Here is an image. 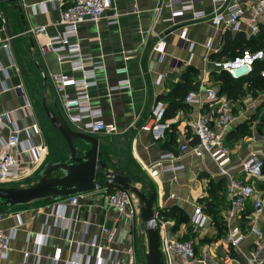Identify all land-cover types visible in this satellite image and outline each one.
Listing matches in <instances>:
<instances>
[{
	"label": "crops",
	"instance_id": "crops-1",
	"mask_svg": "<svg viewBox=\"0 0 264 264\" xmlns=\"http://www.w3.org/2000/svg\"><path fill=\"white\" fill-rule=\"evenodd\" d=\"M69 1L64 0L63 7ZM43 2L45 10L41 8ZM166 3L167 0H112V6L97 21L79 24L81 59L87 64L97 61L104 64V68L96 72V85L89 89L90 103L93 108L101 110L106 125L116 128L115 132L109 134H89L98 140L100 159L107 164L108 171L122 170L137 186L156 191V209L159 206H162L161 211L175 208L180 213L182 222H178L176 216L165 217L159 211L161 216L174 222L169 227L170 234L193 240L197 256H206L207 264L264 262V250L255 249L256 238L249 232L252 223L264 229V174L260 179L252 180L263 201L262 211L254 214L248 202L229 223L226 179L219 174L217 165L207 153L199 157L189 151L196 142L190 124L200 113V108L187 104L185 96L183 99L179 96L181 90L178 84L183 81L188 67L196 71L189 74V79L197 88L203 84L218 90L213 73L221 71L216 63L225 61L223 58H211V55L221 50L227 31L215 29L207 18L191 20L189 11L173 16L172 11L178 9L179 5L166 6ZM20 5L22 18L13 4L0 3V37H10V51L0 49V114H8V120L14 121V125L20 128L35 123L39 129L37 135L25 131L21 133L23 142L28 140L42 147L37 157L31 152L22 156L25 165L30 167L24 180L35 176L48 160L65 159L68 152L66 142L51 126L44 106L51 109L56 107L63 112L52 74L61 72L78 76L79 73H72L68 63L59 62L56 54L49 52L42 55L39 51L47 36L61 31V26L56 24L59 8L46 0H21ZM195 8L209 14L212 11L211 0H202ZM249 11L246 10L243 19L249 18ZM5 22L11 36L6 33ZM41 25L47 26L46 34L26 31ZM182 29L187 31L186 41L179 39ZM240 32L250 36L245 24H242ZM157 36L163 37L166 42L162 58L153 51L154 44L147 48L148 42ZM122 68H126V73L118 74L116 71ZM122 79L128 80V88L109 90ZM259 94L244 95L235 101L227 99L233 103L235 117L224 139L229 135L225 143L231 157L228 168L234 177H242L240 162L250 151H255L264 160V99ZM201 95H204L203 90ZM24 99L30 105L25 111L22 109ZM170 102H175L176 106L170 109L169 117H164ZM157 106L165 108L160 122L168 127L156 139L150 130H144L142 126L151 123L152 110ZM213 106L206 103L203 111L207 112ZM244 123L248 133L237 137L232 134L230 137V132ZM7 133L8 130L1 132L3 136ZM181 144L188 147L186 151L179 150ZM168 152L172 153L174 159L163 162L162 168L158 167L156 177L150 176L147 168ZM171 165L180 168L162 171ZM223 178L222 190L214 198L209 192L210 184H217ZM107 194L106 188L85 193L79 200V206L73 209L66 206L62 210L61 200H46L4 211L6 214L0 221V227L9 230L18 225V231L7 256H0V264H26L23 253L33 252L36 248L35 236L42 229L47 236L37 247L39 259L30 254L28 264H52L55 248L62 250L61 260L56 264H65L75 253L82 258L86 255L94 258L97 248L117 249L118 264H127L123 251L133 248L136 255L137 248H147V237L140 217L128 230L126 219L106 205ZM208 202L213 205L212 214L206 209ZM196 205L201 206L211 218L207 228L201 232L189 225ZM61 211L67 217L64 227L57 225L56 216ZM227 224L238 226L243 232L235 246L224 241ZM102 226L115 228L111 241H107L102 234ZM139 227L143 234L139 232ZM105 252L102 250V256H105ZM227 254L232 258L230 262H225Z\"/></svg>",
	"mask_w": 264,
	"mask_h": 264
},
{
	"label": "built area",
	"instance_id": "built-area-1",
	"mask_svg": "<svg viewBox=\"0 0 264 264\" xmlns=\"http://www.w3.org/2000/svg\"><path fill=\"white\" fill-rule=\"evenodd\" d=\"M55 4L59 8V19L56 24L61 26V31L52 36H47L46 41L39 46L42 55L52 52L57 55L59 62H67L71 72H78L79 75L64 73L52 74V81L56 93L58 94L63 113L67 117V123L72 124L77 130L87 133H112L116 131L115 126L106 125L102 120V112L100 109L93 108L90 103L89 89L96 85V72L104 68L102 61L85 63L81 59L80 42L78 38V26L85 21H97L102 13L112 6V0H73L72 4L63 7L64 0H46ZM202 0H167L166 6L178 4L179 8L172 11V15H182L185 11L191 13V20L197 21L206 19L215 29H224L233 34L241 31L242 24L249 29L250 35H256L259 30V24L264 23V0H211L212 11L206 14L203 10L195 8V5L201 3ZM45 2L41 3V8L45 10ZM34 9V5H32ZM249 9L250 16L243 19L246 10ZM35 12V10H34ZM47 26L41 25L27 29V32L34 34H46ZM186 29H182L179 33V39L186 41ZM166 42L161 36L155 38L152 47L153 51L160 58L165 53ZM192 46V45H191ZM0 49L6 52L10 51V37L2 39L0 37ZM255 58H263V52L259 51L251 56L248 52L240 58L232 61L216 63L223 71H225L233 79H242L248 76L252 71V64ZM126 68L118 69V74H125ZM264 77V70L261 71ZM5 88L4 82L1 83ZM5 85V86H4ZM129 87L127 79H122L115 86L109 88L110 91L124 89ZM203 90L204 95H201ZM184 101L187 104L195 105L200 108V113L191 122L190 128L196 138V143L189 149L195 156H203L208 154L215 162L219 169V174L226 179L227 197L229 202V211L227 213L228 222L236 214L240 213L245 204L250 202L254 214L262 211L263 201L254 186V180L262 177L263 157H260L255 151H250L248 155L240 162V174L242 177H234L230 174L228 164L231 161L230 149L225 143V132L234 121L233 103L225 97L219 95L215 88L203 86L200 84L198 88L190 90L186 93ZM209 103L214 106L209 111L204 112V104ZM30 105L26 99L22 109L25 111ZM164 107L157 106L152 110V121L148 125L142 126L144 130H150L154 138H159L163 134V130L168 127L161 121L164 113ZM26 113V112H25ZM15 115V112H12ZM8 130L3 136L2 131ZM22 131L31 132L37 135L39 129L35 123L23 128L14 125V121L8 120V114H0V183H21L30 168L25 165L23 155L25 153H33L35 157L39 156L42 147L31 144L28 140H21ZM187 146L181 144L180 151H186ZM172 153H165L159 157L158 162L147 168L148 173L152 177L158 175V167L162 168L163 162L173 160ZM180 167L164 168L163 172L173 171ZM253 180V181H252ZM83 195H73L61 199L60 208L63 210L66 206H79V200ZM106 205L115 210L118 215L124 217L127 222V228L136 219H139V202L131 192L115 188L106 196ZM162 206L155 208V217L158 224L160 236V250L163 255L164 264H207L206 256L198 257L195 249V243L191 239H182L179 236L173 237L169 232V227L174 224L173 220L165 218L159 214ZM6 212L0 211V221ZM57 225L64 227L67 217L61 213L56 216ZM71 220V218H70ZM211 222L210 216L204 212L203 208L196 205L190 218L189 225L195 231H204ZM87 225V222H84ZM228 228L224 235V241L230 246H235L238 238L243 232L238 226L227 224ZM18 231V225L5 230L0 227V256H7L10 250V244L15 239ZM102 234L107 241H111L115 235V228H107L102 226ZM249 232L255 236L257 251L264 250V229L257 227L254 223L249 226ZM47 232L42 229L35 236L36 248L33 252H24L23 257L26 264L30 254L39 259V247ZM105 250V256L101 252ZM127 257V264H135V252L133 248H127L123 251ZM61 248H55L51 263L56 264L61 260ZM119 251L114 248H97V254L94 258L86 255L82 258L79 254H74L65 264H118L117 260ZM232 258L229 254L225 256V262H230ZM257 264H264L259 261Z\"/></svg>",
	"mask_w": 264,
	"mask_h": 264
},
{
	"label": "water",
	"instance_id": "water-1",
	"mask_svg": "<svg viewBox=\"0 0 264 264\" xmlns=\"http://www.w3.org/2000/svg\"><path fill=\"white\" fill-rule=\"evenodd\" d=\"M20 1L0 0V3L13 4V8L22 18ZM5 30L7 35L11 36L7 22ZM154 43L155 40H150L147 48L150 49ZM44 111L51 126L66 142L68 152L65 159L45 162L35 176L19 183H31L27 186L0 185V207L10 211L46 200L57 201L73 195H84L97 189L114 187L127 190L134 194L139 202L140 222L147 237L146 264H164L155 217L156 191L146 194L122 170L108 171L107 164L100 159L99 143L95 137L87 132L71 129L56 107L51 109L44 106ZM99 173L105 179L103 182L98 181Z\"/></svg>",
	"mask_w": 264,
	"mask_h": 264
},
{
	"label": "trees",
	"instance_id": "trees-1",
	"mask_svg": "<svg viewBox=\"0 0 264 264\" xmlns=\"http://www.w3.org/2000/svg\"><path fill=\"white\" fill-rule=\"evenodd\" d=\"M72 1H69L67 3V6H70L72 4ZM259 51H262L264 53V23L259 24V30L256 35H250L246 36L242 32L233 34L232 32H225L223 37V44L222 48L219 52L212 54L211 58H223L224 61H232L235 58L242 57L245 52H248L249 54H255ZM264 70V60L262 58H255L253 60L252 64V71L251 73L242 78V79H233L231 78L225 71L221 70L220 72H214L213 77L216 81L217 85V93L219 95H224L226 99H231L233 101L238 100L246 92H251V95H254L256 92H258L259 89H264V77L261 75V71ZM196 71L192 69L191 67L186 68V71L184 73L183 81L178 84L179 90H181V93L179 94L180 97L185 96V94L189 90L196 89V84L191 82V79H189V74H194ZM189 79V81H187ZM177 85V86H178ZM247 90V91H246ZM264 106V101L262 103ZM176 104L171 103L168 105L166 112L164 114V117H169L171 114L169 113L170 109H173ZM264 120V119H263ZM248 131H246L245 123L236 128V130H232L230 132L232 137V134L237 136H243L246 135ZM227 137L229 138V135L225 137V141L227 140ZM196 143V142H195ZM262 173L264 174V161H263V168ZM222 180L217 182V184H210L209 192L212 194V196L215 198L219 194V191L222 190ZM114 187H110L107 189V193H110ZM1 211H7L5 208L0 207ZM207 210L209 209V212L212 214L214 213L213 205L211 202L207 203ZM160 214L165 217H178L177 221L182 222L183 218L181 217L180 213L177 212L175 208L169 209L168 211H160ZM186 221V220H184ZM184 239H190V238H184Z\"/></svg>",
	"mask_w": 264,
	"mask_h": 264
},
{
	"label": "rangeland",
	"instance_id": "rangeland-1",
	"mask_svg": "<svg viewBox=\"0 0 264 264\" xmlns=\"http://www.w3.org/2000/svg\"><path fill=\"white\" fill-rule=\"evenodd\" d=\"M251 56H254V54H251ZM263 58H264V53H263ZM222 70V69H221ZM214 88V87H213ZM247 91V90H246ZM260 93V94H259ZM252 93L251 92H246V94H244V95H251ZM257 94H259V95H261L262 94V97H263V99H264V89H259L258 88V93L256 92L254 95H256L257 96ZM242 98V97H241ZM63 113V112H62ZM63 115H64V117L66 118V120H67V117H66V115L63 113ZM69 125L72 127V128H76L74 125H72V124H70L69 123ZM56 145V144H55ZM103 179L104 178H102L101 177V173H99L98 174V181L99 182H103ZM0 185H3V186H13V185H22V186H27V185H29V184H19V183H0ZM141 190H143V189H145V190H143V191H146V194H148L149 192H151L149 189H147V188H144V187H142V186H138ZM139 229V232H141L142 231V229H140V227L138 228ZM143 232V231H142ZM141 232V233H142ZM143 234V233H142ZM145 234V233H144ZM146 250H147V248H137V252H136V255H135V264H146V261H145V253H146Z\"/></svg>",
	"mask_w": 264,
	"mask_h": 264
}]
</instances>
